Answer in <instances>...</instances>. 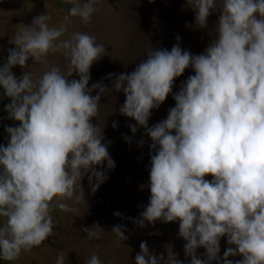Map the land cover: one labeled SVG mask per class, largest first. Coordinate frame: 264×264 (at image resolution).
Here are the masks:
<instances>
[{
  "label": "water",
  "instance_id": "1",
  "mask_svg": "<svg viewBox=\"0 0 264 264\" xmlns=\"http://www.w3.org/2000/svg\"><path fill=\"white\" fill-rule=\"evenodd\" d=\"M77 4L0 0L12 263L264 264V0Z\"/></svg>",
  "mask_w": 264,
  "mask_h": 264
},
{
  "label": "flooded vegetation",
  "instance_id": "2",
  "mask_svg": "<svg viewBox=\"0 0 264 264\" xmlns=\"http://www.w3.org/2000/svg\"><path fill=\"white\" fill-rule=\"evenodd\" d=\"M66 12L78 10L77 0H50ZM21 137L16 127L9 106L5 86L0 76V172L6 173L19 187L29 195L43 200L54 210L48 193L35 187L29 181L28 158L19 152ZM0 264H13L12 256L6 244L0 223Z\"/></svg>",
  "mask_w": 264,
  "mask_h": 264
},
{
  "label": "rangeland",
  "instance_id": "3",
  "mask_svg": "<svg viewBox=\"0 0 264 264\" xmlns=\"http://www.w3.org/2000/svg\"><path fill=\"white\" fill-rule=\"evenodd\" d=\"M0 76H1V73H0ZM2 79V78H1ZM2 82H3V80H2Z\"/></svg>",
  "mask_w": 264,
  "mask_h": 264
}]
</instances>
